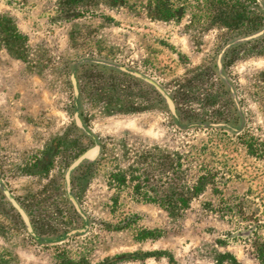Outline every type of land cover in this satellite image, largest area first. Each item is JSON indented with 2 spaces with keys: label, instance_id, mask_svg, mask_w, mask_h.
I'll return each instance as SVG.
<instances>
[{
  "label": "rangeland",
  "instance_id": "rangeland-1",
  "mask_svg": "<svg viewBox=\"0 0 264 264\" xmlns=\"http://www.w3.org/2000/svg\"><path fill=\"white\" fill-rule=\"evenodd\" d=\"M21 1L56 27L29 35L0 0L38 78L18 114L0 73V117L23 120L0 136V264H264V0Z\"/></svg>",
  "mask_w": 264,
  "mask_h": 264
},
{
  "label": "crops",
  "instance_id": "crops-1",
  "mask_svg": "<svg viewBox=\"0 0 264 264\" xmlns=\"http://www.w3.org/2000/svg\"><path fill=\"white\" fill-rule=\"evenodd\" d=\"M20 2V5H22V7L15 9V12L13 14L10 13H6L8 16L14 17L15 20L17 19L18 21V25L19 27L21 26L22 28H24L25 30H27L30 34H39L43 31H45L46 33H49L51 31L55 30L56 24H47V25H43L40 26L38 25V23L33 22L36 21V17H40L42 13H40V11L38 10V8L36 6H25L23 7V2L21 0H18ZM60 1L57 3V8L55 10H52L50 12L47 13V16H53L55 13H61L63 14V16L65 17V15H68V12H65V10L61 7H59ZM41 18V17H40ZM20 31L23 29H19ZM22 32V31H21ZM24 32V31H23ZM47 36L49 37V34H47ZM27 37H28V33H27ZM63 41H67L66 46L63 48V50L67 49L68 47V33L67 31L63 32ZM26 40V38H25ZM18 41L16 39H14L13 41L10 42H4V41H0V73L3 67L8 66V71H12L15 73V75H19L21 77L20 79V85L19 87H17L14 90V86H18V84H11L8 83L5 86L6 91L0 90V97L4 99L5 94L8 93L7 90H14V94L7 96V99L0 100V104L9 103V104H13L14 106L19 105L20 107L18 108L17 112L18 114L20 113H24L25 110L22 108L23 105L26 104V102L24 103V99L25 98H30V96L32 95L29 91L33 90L36 91L35 85L36 83L33 82V79H37L36 75H33L32 71H30V68L26 65V63L24 62L25 59L22 55L20 54H16L13 49V47L16 46V43ZM32 39H27V41H25L26 46L27 43H32ZM35 46L36 44H38L36 41L33 43ZM86 58H80L79 60H83L85 61ZM78 60V59H77ZM78 60V61H79ZM10 65H14V66H10ZM18 70V72H17ZM11 73L9 72L8 75H10ZM25 82V83H24ZM72 89V88H71ZM48 90V89H46ZM73 98V97H72ZM31 99V98H30ZM6 107H0V113H3ZM2 116V115H1ZM0 119H3V123L0 125V127L2 128V132L0 133L1 138H13L14 140L16 139H20V137L22 136L20 132H18L16 130V127L21 126V124H23V120H21V124L20 122L18 123L17 121L13 124L14 125H9L6 121V118L4 117H0ZM16 134V135H13ZM4 136V137H3ZM35 137L32 138L30 137V141L33 140L34 141ZM22 144V143H21ZM8 145H11V149L14 148L19 152L25 151L23 147H19L17 145V143H15V141L12 143H9Z\"/></svg>",
  "mask_w": 264,
  "mask_h": 264
},
{
  "label": "trees",
  "instance_id": "trees-1",
  "mask_svg": "<svg viewBox=\"0 0 264 264\" xmlns=\"http://www.w3.org/2000/svg\"><path fill=\"white\" fill-rule=\"evenodd\" d=\"M251 1L256 2V0H251ZM60 6H61V8H63L65 10V12H68L69 13L71 11V10H68L67 8L63 7V4H61ZM256 12L257 11H253V13H255V14H256ZM250 24H251V26L248 29L249 30V32H248L249 34H250V32L252 33L254 31L261 30V28H263L262 26L264 25V23L261 22V20L259 22H255L254 25H252L253 23H250ZM257 34L260 35V31ZM246 41H248V40H246ZM228 52L229 51H227V49L224 48L221 51H219L218 54L216 55L214 65L216 67H218L219 69L220 68L223 69L222 65H223L225 56L227 55ZM124 71H125L124 73L129 74L128 70L127 71L124 70ZM130 74L133 75V76L134 75H137L134 72H131ZM69 77H70L69 80H70V84H71V88H72V93H73V99H75L76 101H78L80 99V94H79V89H78V83H77L76 75H75V73H72ZM149 82H150L151 85H153L155 87V90H157V88H156L155 84L153 83V81H149ZM158 93H159V95H161L164 98L165 103L167 104V106H168L169 110L172 112V114L174 116H176V107H175V104L173 102V99L170 98L167 95V93H164L161 89H159ZM75 124H76V126L78 128H81L80 120L77 117L75 118ZM98 153H99V146L98 145H94V146H92L90 148L84 149V150H82L80 153H78L75 156V158H74V161L75 162H74L73 165L78 164L82 160L93 161V159H95L97 157ZM0 188H2V185L1 184H0ZM5 195H6V192H5ZM20 213H21V210H20Z\"/></svg>",
  "mask_w": 264,
  "mask_h": 264
}]
</instances>
